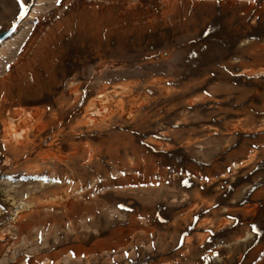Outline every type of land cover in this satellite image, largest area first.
Instances as JSON below:
<instances>
[{
  "label": "rangeland",
  "instance_id": "obj_1",
  "mask_svg": "<svg viewBox=\"0 0 264 264\" xmlns=\"http://www.w3.org/2000/svg\"><path fill=\"white\" fill-rule=\"evenodd\" d=\"M23 2L0 0V264H264V0Z\"/></svg>",
  "mask_w": 264,
  "mask_h": 264
},
{
  "label": "bare ground",
  "instance_id": "obj_2",
  "mask_svg": "<svg viewBox=\"0 0 264 264\" xmlns=\"http://www.w3.org/2000/svg\"><path fill=\"white\" fill-rule=\"evenodd\" d=\"M42 2V0H40ZM38 5V4H37ZM39 7H41V4L38 5ZM93 22V21H92ZM90 23V28L93 29L92 25L93 23ZM94 25V24H93ZM96 27V25H95ZM94 27V28H95ZM66 29L67 31L70 30V23L67 21L66 23ZM54 30L51 31L50 34L53 33ZM98 31V30H97ZM96 31V32H97ZM46 46V45H45ZM40 55V54H39ZM38 62L40 63V65L43 67V69H45L47 72H51L50 70V67H51V64L55 61V53L50 50V51H47L46 53H44L43 55L39 56L38 57ZM34 61V60H31V62ZM31 62H28V64L21 70L22 72V77H20L18 80H17V85L20 86V85H25V84H28L30 82L34 83L35 81H37V74L36 72H34L32 69H31V66H32V63ZM24 80V83L21 84V81ZM10 96V95H9ZM7 130L9 132V134L11 136H17V135H21L19 129H18V125H9L7 127ZM22 130V129H21ZM14 138V137H13Z\"/></svg>",
  "mask_w": 264,
  "mask_h": 264
},
{
  "label": "water",
  "instance_id": "obj_3",
  "mask_svg": "<svg viewBox=\"0 0 264 264\" xmlns=\"http://www.w3.org/2000/svg\"><path fill=\"white\" fill-rule=\"evenodd\" d=\"M17 24L15 26H13L9 31L4 32V33H0V42L8 39L9 37H11L13 35V33L15 32Z\"/></svg>",
  "mask_w": 264,
  "mask_h": 264
},
{
  "label": "snow or ice",
  "instance_id": "obj_4",
  "mask_svg": "<svg viewBox=\"0 0 264 264\" xmlns=\"http://www.w3.org/2000/svg\"><path fill=\"white\" fill-rule=\"evenodd\" d=\"M58 2H59V0H58ZM20 6H21L22 9L25 8V5H24L23 0H21ZM207 34H208V33H205V35H207ZM185 183H187V182L185 181ZM121 207H123V205H121ZM252 227H253V230H254V231L257 230L255 224H253Z\"/></svg>",
  "mask_w": 264,
  "mask_h": 264
}]
</instances>
